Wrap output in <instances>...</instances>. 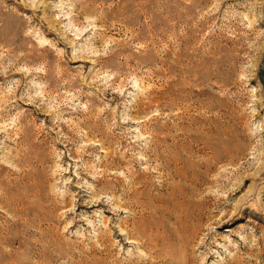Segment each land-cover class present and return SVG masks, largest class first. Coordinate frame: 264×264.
<instances>
[{
	"label": "rangeland",
	"instance_id": "rangeland-1",
	"mask_svg": "<svg viewBox=\"0 0 264 264\" xmlns=\"http://www.w3.org/2000/svg\"><path fill=\"white\" fill-rule=\"evenodd\" d=\"M0 264H264V0H0Z\"/></svg>",
	"mask_w": 264,
	"mask_h": 264
},
{
	"label": "bare ground",
	"instance_id": "bare-ground-1",
	"mask_svg": "<svg viewBox=\"0 0 264 264\" xmlns=\"http://www.w3.org/2000/svg\"><path fill=\"white\" fill-rule=\"evenodd\" d=\"M195 212V211H194ZM196 217H197V215H196ZM191 219V218H190ZM192 223V222H191ZM189 225V224H188Z\"/></svg>",
	"mask_w": 264,
	"mask_h": 264
}]
</instances>
